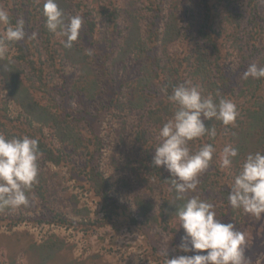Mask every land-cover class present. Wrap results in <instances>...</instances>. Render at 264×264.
<instances>
[{"label": "trees", "instance_id": "obj_1", "mask_svg": "<svg viewBox=\"0 0 264 264\" xmlns=\"http://www.w3.org/2000/svg\"><path fill=\"white\" fill-rule=\"evenodd\" d=\"M239 1L197 0L198 11L195 15H190L193 25L188 19L185 25L174 11L167 17L162 16L164 4L155 0L147 8L151 17L149 20L145 19L146 30H143L144 20L130 15L124 29L125 34H120L122 42L109 66V58L102 56L98 60L92 52L86 53L76 41L69 49L62 44L65 37L59 35L62 38L60 43L54 39L58 34L50 32L45 26V17L42 14L44 0H14L10 19L13 24L19 18L24 20L26 36L24 40L9 45L11 49H17L19 55L13 60L0 58V94L6 93L19 112L11 118L7 102L0 100V123L9 121L14 124L12 129H0V134L6 139L27 135L39 141L41 155L38 160V182L33 184L28 193L29 197L33 195L41 200L45 199L47 178L41 168L48 164L66 166L79 185L89 190L92 198L98 202L102 218L92 220L90 208L82 207L76 211L80 216L78 220L52 211L34 218L20 216L8 219L7 216H0V223L9 220L12 228L24 220L50 222L85 235L107 226L115 232L131 230L132 227L138 231L150 222L158 223L162 229L169 230L170 223L178 221L175 208L184 201L177 200L175 191L170 190V174L162 166L157 168L152 164L156 142L153 141L151 132H158L171 117L175 106L168 100V96L172 94L173 88L188 81L198 85L204 96L210 94L214 100H232L238 111L233 125L224 126L215 118L204 121L206 127L215 128V137L206 133L190 141L188 145L190 150L195 151L201 144L208 143L216 151L209 168L199 176L197 190L186 195L207 199L214 205V211L217 206L216 210L224 223L233 224L237 211L243 210L229 204L228 196L234 176L239 172L247 154L257 151L264 153V78H243V72L250 64L264 66V12L259 10L260 0H247L249 9L245 14L242 3L240 11L236 6ZM56 3L67 22L70 7L68 1L56 0ZM223 10L235 23L232 36L236 40H242L235 42L240 52L237 67L228 63L229 56L223 53L220 43L223 33L227 31V26L222 25V22L216 25ZM89 14L87 12V16ZM246 15L247 22L244 21ZM118 17L117 10L107 14L109 26L113 30H117ZM160 20H165V23L160 25ZM38 21H41V42L32 47V38L35 39L34 32L37 27L35 23ZM88 26L89 34L93 36L96 25L88 22ZM186 36H191L189 41L192 40V48L185 50L182 57L169 53L170 46ZM58 59L79 68V77L69 92L66 86H50L51 79L46 72L53 71ZM48 63L53 65L52 69L48 68ZM117 64L125 68L129 64V69H134L135 77L128 79L126 99L122 101L119 97L111 98L103 104V109L114 114L133 110L144 112V120L137 125L134 135L137 146V175L145 182L153 181L160 189V202L157 205L140 196L135 198L136 214L127 204L111 195L113 185L100 169L98 161L103 146L102 139L94 130L86 138L79 124L80 118L70 113L72 110L69 104L73 96L95 101L100 93L103 94L102 86L97 80L99 77L93 73L95 65L99 66L101 75L107 79V90L109 95L112 94L114 78L111 72ZM53 92L61 94V102H58ZM36 93L43 97L48 94L47 97L50 98L46 97L47 102L42 103L36 99ZM228 144L238 149V155L233 158L230 168H221L219 154ZM80 159L83 160L82 163ZM74 201L78 203V200ZM9 211L11 210L4 209L0 213ZM75 247L76 244L54 236L39 245L29 241L21 252L29 264H97L94 260L100 259L98 254L87 260L73 259L71 253Z\"/></svg>", "mask_w": 264, "mask_h": 264}, {"label": "rangeland", "instance_id": "obj_2", "mask_svg": "<svg viewBox=\"0 0 264 264\" xmlns=\"http://www.w3.org/2000/svg\"><path fill=\"white\" fill-rule=\"evenodd\" d=\"M43 0H38V2ZM69 9L67 12L68 18L80 15L83 17V25L80 30V37L76 43L86 52L90 50L93 56L98 60L102 56L108 59L110 66L113 57H115L119 44L122 42V35L125 33V27L129 22L130 15L139 17L144 20L143 30H146V20H149L151 13L148 9L155 0H67ZM164 4L162 16L167 17L170 12L177 13L181 23L187 24L185 21H191V14H196L198 11L197 0H157ZM14 0H0V9L6 10L11 14V9ZM248 12V1H239L236 5L238 10ZM117 10L119 17L117 20V30H113L109 26L107 14ZM260 12H264V3L259 2ZM87 12L90 14L87 16ZM248 20V15L244 19ZM160 25L165 23V20H160ZM88 22L95 23V32L91 36ZM195 22V20H193ZM222 22V25L227 26V31L223 33L220 43L223 53L229 56V64L232 67H237L239 64L240 52L235 46V36L232 32L235 28V23L228 18L227 12L223 10L222 16L217 20V24ZM35 39L32 38V45L35 46L41 38L39 29L41 21L35 23ZM242 36V27L239 28ZM120 33H119V32ZM4 32L3 26H0V35ZM193 32V28L191 29ZM191 36H186L169 48V53L175 57H182L185 50H190L193 46ZM59 43L62 38L56 35L54 38ZM60 45V44H59ZM19 55L17 49L9 47L7 53L2 58L12 59ZM48 68H53V65L48 63ZM93 73L99 78L100 85L103 89V94H99L97 100L89 101L72 97L70 108L72 115L80 118L79 124L86 138L94 130L102 139V149L99 153L100 169L110 183L113 185L111 195L118 199L121 203L127 204L135 213L136 207L134 200L137 196L151 200L154 204H158L160 189L153 182L143 181L138 175V166L136 164L137 146L134 141V135L137 125L144 120V112L133 110L131 112H113L103 109V104L109 99L122 98V101L128 96V79L134 78V69H129L123 65L117 64L112 68L113 83L112 94L109 95L107 90L108 82L101 74L99 66H93ZM51 79V85L55 88L66 86L69 92L74 82L79 77L80 71L76 66H72L58 59L56 67L53 71L46 72ZM58 102L62 101L60 93H54ZM48 94L43 97L42 94H35L36 99L42 103H46ZM47 97V98H46ZM0 100L7 102L8 113L11 118L18 115L19 109L15 103L10 100L6 93L0 94ZM69 108V109H70ZM70 110V111H71ZM143 123V122H142ZM13 123L2 121L0 129H12ZM153 141L158 144V132H151ZM82 163V159L79 160ZM163 167V166H162ZM42 173L47 178L45 187V199L41 200L36 196L29 197V205L21 207L19 210H11L7 213H0V216L10 218L26 217L34 218L44 214L52 213V211L61 213L68 218L78 220L80 216L76 211L82 207H89L91 210V219L97 220L102 218L101 207L98 202L92 198L91 192L84 187H81L73 177L72 173L66 166H53L48 164L41 168ZM199 179V177H198ZM198 188V187H197ZM197 190V189H196ZM192 193V192H191ZM187 193V194H191ZM78 200V203L74 201ZM216 218L222 223L221 215L216 210ZM157 211V206L155 208ZM236 213L233 218L235 229L243 233L245 237L244 257L245 264H264V215L260 217L253 216L242 212ZM136 214V213H135ZM134 214V215H135ZM242 216V217H239ZM141 220V219H140ZM179 222L170 223V229L164 230L158 223H146L142 230L138 231L135 227L132 229H124L115 232L111 227H103L89 232L85 235L82 232H77L73 229H66L50 222H32L24 220L12 228L9 226V220L0 223V264H29L27 258L22 254L21 250L29 241L36 244H41L50 237L58 236L66 239V241L76 244L72 258L76 260H87L90 256L98 254L100 259H95L97 264H166L164 251L167 252V258L172 259L180 255H194L205 253L182 252L178 245L181 243V237L184 235V230L178 226Z\"/></svg>", "mask_w": 264, "mask_h": 264}, {"label": "clouds", "instance_id": "obj_3", "mask_svg": "<svg viewBox=\"0 0 264 264\" xmlns=\"http://www.w3.org/2000/svg\"><path fill=\"white\" fill-rule=\"evenodd\" d=\"M264 3V0H261ZM42 14L46 28L65 37L62 44L71 48L80 37L83 17L75 15L65 22L64 13L56 0H44ZM0 58L8 51L9 45L25 39V22L22 18L11 22L10 14L0 9ZM59 30V31H58ZM88 54L90 50H86ZM264 78V66L250 64L243 72V78ZM166 90V89H165ZM168 100L175 106L169 119L160 127L154 148L152 164L170 174L171 189L176 199L184 203L175 208L178 226L184 230L179 249L184 252L205 253L191 256L180 255L172 259L163 255L166 264H245L243 233L232 223H222L216 218L214 205L199 196H187L194 192L199 183L198 177L205 172L212 161L216 149L204 143L195 151L190 150L189 142L206 133L215 137V128L205 126L204 121L215 118L224 126L233 125L238 116L235 103L224 98L202 95L198 85L185 81L173 88ZM37 138L27 135L6 139L0 134V211L19 210L29 205V191L37 183L38 160L41 155ZM238 149L225 145L219 154L220 167L230 168ZM233 208L243 209L246 214L256 217L264 215V153H249L234 176L229 196Z\"/></svg>", "mask_w": 264, "mask_h": 264}]
</instances>
